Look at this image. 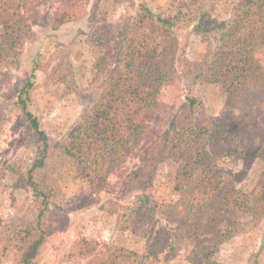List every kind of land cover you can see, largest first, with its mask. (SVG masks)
I'll list each match as a JSON object with an SVG mask.
<instances>
[{
    "label": "trees",
    "instance_id": "1",
    "mask_svg": "<svg viewBox=\"0 0 264 264\" xmlns=\"http://www.w3.org/2000/svg\"><path fill=\"white\" fill-rule=\"evenodd\" d=\"M46 1L0 0V63L18 55ZM128 1L137 2L133 21L115 56L105 53L95 63L96 97L59 149L92 192L111 177L120 196L138 190L122 212L121 228L144 239V250L78 236L66 253L77 264H173L189 242L192 264L212 263L244 217L264 219V166L244 191L221 165L249 151L264 164V0H236L230 18L221 20L214 16L217 0H182L185 9L171 0L156 13L146 0ZM86 6L87 0H58L49 25L56 29L82 17ZM190 25L203 41H215L200 60L178 54V31ZM185 78L221 86L224 106L218 115L206 113L192 88L182 94ZM31 88L28 80L16 105L24 119L22 138L34 143L37 154L29 168H9L15 174L12 189L32 198L0 220V257L15 264H40L46 246L67 228L70 210L85 198L61 195L45 177L52 135L29 108ZM254 93L261 97L252 113L234 119L233 106ZM131 156L139 159L134 169L127 165ZM165 158L177 163L172 202L157 201L149 192ZM250 264H259L257 257Z\"/></svg>",
    "mask_w": 264,
    "mask_h": 264
},
{
    "label": "rangeland",
    "instance_id": "2",
    "mask_svg": "<svg viewBox=\"0 0 264 264\" xmlns=\"http://www.w3.org/2000/svg\"><path fill=\"white\" fill-rule=\"evenodd\" d=\"M156 13L164 11L171 0H146ZM179 3L182 0H175ZM185 1V0H183ZM188 2V0H186ZM236 0H217L214 16L229 19ZM58 0H47L39 7L37 21L26 34L17 56L0 63V220L15 214L16 204L29 202L31 195L24 190H13L15 174L9 167L29 168L37 150L30 140H23L24 119L16 105L22 86L31 80L30 110L38 116L52 135V147L45 170V177L66 197H85L81 204L69 212V224L61 237L49 243L42 253L40 264H77L68 257L66 247L78 236L98 243H112L139 252L144 250V239L131 230L121 228L124 208L131 204L138 190L119 194V184L111 177L105 186L92 192L72 168L60 149V141L73 129L83 110L96 97L91 85L95 63L105 53L115 56L122 33L130 26L137 10V2L128 0H87L82 17L53 29L49 25ZM185 9V6H181ZM179 52L190 60H200L214 49L210 37L203 41L192 31V25L178 31ZM59 74L61 76H59ZM60 77L63 79L61 80ZM192 88L208 115H218L224 106V93L217 83H205L185 78L182 94ZM260 93H254L237 102L230 110L234 119L252 113ZM127 165L134 169L139 159L131 156ZM235 185L249 191L257 182L263 161L253 151L242 158H226L221 162ZM177 163L169 158L162 160L152 181L150 194L160 202L177 198L174 175ZM173 228L172 224L161 218ZM67 245V246H66ZM192 244H182L173 264H192L188 259ZM257 257L264 264V219L246 216L240 230L227 239L207 264H250ZM0 264H15L0 257ZM156 264H166L161 261Z\"/></svg>",
    "mask_w": 264,
    "mask_h": 264
}]
</instances>
